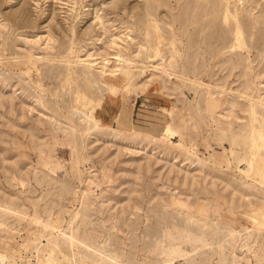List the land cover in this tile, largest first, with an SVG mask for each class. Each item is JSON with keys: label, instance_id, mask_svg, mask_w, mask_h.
<instances>
[{"label": "rangeland", "instance_id": "1", "mask_svg": "<svg viewBox=\"0 0 264 264\" xmlns=\"http://www.w3.org/2000/svg\"><path fill=\"white\" fill-rule=\"evenodd\" d=\"M0 254L264 264V0H0Z\"/></svg>", "mask_w": 264, "mask_h": 264}, {"label": "bare ground", "instance_id": "2", "mask_svg": "<svg viewBox=\"0 0 264 264\" xmlns=\"http://www.w3.org/2000/svg\"><path fill=\"white\" fill-rule=\"evenodd\" d=\"M239 28V27H238ZM237 28V29H238ZM118 61V60H117ZM106 71V70H105ZM107 71H111V70H107ZM165 137V136H164ZM263 164V163H262ZM262 170V169H261ZM260 172V171H259ZM258 173V172H257ZM256 177H257V175H256ZM259 226H260V224H258ZM171 229V228H170ZM166 234V233H165ZM219 251V250H218ZM221 256V255H220ZM47 257V256H46ZM221 257H223V256H221ZM48 259V258H47ZM49 259H50V257H49ZM7 263V258L6 257H4V255H2V254H0V264H6ZM54 264V263H53Z\"/></svg>", "mask_w": 264, "mask_h": 264}]
</instances>
